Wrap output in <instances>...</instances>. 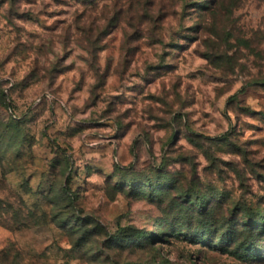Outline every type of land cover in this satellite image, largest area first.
<instances>
[{"label": "rangeland", "instance_id": "rangeland-1", "mask_svg": "<svg viewBox=\"0 0 264 264\" xmlns=\"http://www.w3.org/2000/svg\"><path fill=\"white\" fill-rule=\"evenodd\" d=\"M0 264H264V0H0Z\"/></svg>", "mask_w": 264, "mask_h": 264}]
</instances>
